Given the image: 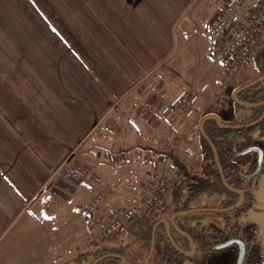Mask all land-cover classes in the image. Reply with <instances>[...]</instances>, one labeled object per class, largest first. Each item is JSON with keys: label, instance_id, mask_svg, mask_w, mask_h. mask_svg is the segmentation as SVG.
I'll use <instances>...</instances> for the list:
<instances>
[{"label": "crops", "instance_id": "obj_1", "mask_svg": "<svg viewBox=\"0 0 264 264\" xmlns=\"http://www.w3.org/2000/svg\"><path fill=\"white\" fill-rule=\"evenodd\" d=\"M204 1L0 0V264H63L91 251L80 206L92 190L124 206L154 169L171 165L170 149L201 158L200 123L221 93L215 112L234 120L233 90L258 72L254 63L232 74L227 63L210 61L207 32L221 7L210 0L203 30L210 67L197 74L185 68ZM161 70L176 73L171 87L208 84L192 117L152 113V102L135 93ZM130 116L139 121L131 130L124 123L113 136L108 129L113 157L96 165L93 184L62 203L67 213L44 214L56 201L43 191L66 162L102 124ZM137 228L130 223L107 246L133 242ZM136 246L141 259L145 247Z\"/></svg>", "mask_w": 264, "mask_h": 264}, {"label": "trees", "instance_id": "obj_2", "mask_svg": "<svg viewBox=\"0 0 264 264\" xmlns=\"http://www.w3.org/2000/svg\"><path fill=\"white\" fill-rule=\"evenodd\" d=\"M254 65L259 73L250 81L260 75H264V48L255 54ZM246 83H242L241 86ZM237 97L240 101L256 105H244L234 101L236 115L234 120L229 122V124L241 125L255 121L264 113V104H257L264 101V79L238 92ZM204 130L210 141L199 132V142L202 152L201 174L190 172L188 166L180 159L175 150L170 151L168 154L172 166L183 175H186L188 180L181 182L174 189L170 201L161 208L162 215L169 216L173 212L197 207H230L239 198L237 191L225 185L215 159L214 148L217 151L227 183L233 188L241 187L245 179L241 176L243 172L240 159L235 155L247 146L258 143V138L264 135V118L259 123L246 127L220 126L216 119L209 118L204 123ZM75 158L76 156L73 155L44 189L43 192L48 193L52 199L67 202L81 184V180H83L85 174L79 169L80 167ZM210 199L214 201L213 205L206 203ZM220 213L223 214L226 211H193L179 214L175 217V222L180 229L186 231L192 237L200 248L204 246L201 244L206 237L205 233H203L206 231V228L201 221L202 217L204 215ZM226 218L230 219L229 222L232 225L234 224L232 217L226 216ZM157 221V216H146L136 220L138 228L135 231L133 230L135 234L133 242L136 241L135 244L143 245L146 251L143 259L137 264H143L147 257L152 242L153 228ZM171 232L173 239L180 248L185 250L190 249L189 240L183 234L174 228H172ZM133 242L126 243L123 246L100 247L85 254L80 253L75 258L76 264H91L92 261L104 254L105 251L106 253H121L127 260L125 263L131 264L129 258L133 255L131 252ZM185 258L186 255L173 245L165 226L161 225L157 230L154 255L149 264H182ZM119 261V258L112 255L107 257L106 260L102 259L97 264H118Z\"/></svg>", "mask_w": 264, "mask_h": 264}, {"label": "built area", "instance_id": "obj_3", "mask_svg": "<svg viewBox=\"0 0 264 264\" xmlns=\"http://www.w3.org/2000/svg\"><path fill=\"white\" fill-rule=\"evenodd\" d=\"M210 1L221 5L208 28L210 61L227 63L230 73L235 74L251 65L255 54L264 48V0ZM207 88V83L180 88L160 107V114L192 117ZM224 99V94H219L215 105L222 106ZM187 180V176L179 171L162 166L150 173L124 206L110 204L103 193L94 194L80 206L89 234L88 247L105 245L121 236L130 223L146 216H156L167 203L177 182Z\"/></svg>", "mask_w": 264, "mask_h": 264}, {"label": "rangeland", "instance_id": "obj_4", "mask_svg": "<svg viewBox=\"0 0 264 264\" xmlns=\"http://www.w3.org/2000/svg\"><path fill=\"white\" fill-rule=\"evenodd\" d=\"M202 6L199 8V13L196 14V18L194 23L191 25L190 31L191 33V39L188 44V50L185 57V68L189 69V73L191 74H197L201 71H205V68L209 69V60H206V54H205V36H204V28L207 25V21L210 15V9H209V3L208 1H204V4H201ZM202 30V32H201ZM166 70V69H165ZM178 73V71H176ZM258 72V71H257ZM259 73V72H258ZM176 73H169L164 72V70L159 72L158 74L155 73V78L152 80L146 81V83H143L140 85L138 90L135 92L138 96L147 97L149 101L152 103L147 104L146 107L151 110L152 113L160 112V107L175 93L177 92L183 85L178 86L177 84L174 86H170V84L174 83V79L176 78L174 75ZM258 75V74H257ZM251 80V79H250ZM248 80V81H250ZM248 81H244L242 83H246ZM241 83V84H242ZM185 85V84H184ZM217 107H212V110L216 111ZM146 112V110L144 109ZM214 111V112H215ZM134 118V119H132ZM137 121V122H136ZM139 121L136 119V117H127L124 118L123 121L119 123L117 119H112L110 124H102L100 126L101 131L97 134H94L84 145L80 148L78 152V156H76L75 161L77 162L79 169L82 173L85 174L83 180H81L80 185H86V183L90 184L96 180V165L106 161L110 160V156L113 157L112 153L108 151L109 149L106 148V143H109L111 139H114V134L116 132H111V130L115 128L124 129V123L127 125V127L131 130L132 125H136ZM106 123V122H104ZM107 129V132H106ZM108 129L110 130V134H113V136H110L108 133ZM103 130V131H102ZM127 130V128H126ZM116 131V130H115ZM118 133V132H117ZM127 133V132H126ZM199 137V132H198ZM259 145H262L264 147V135L260 136L258 138ZM200 146V142H199ZM177 147V146H176ZM174 147L173 149H170L169 151H174L176 149ZM178 153V156L180 159L188 166V169L190 172L195 174H201L202 173V154L201 158L198 156V153L194 151L184 152L180 151L178 148L175 150ZM201 152V150H200ZM187 155L190 161L186 160L184 158V155ZM255 153L249 152L243 156L240 157V164L242 165L243 171H248L251 168V163L253 162ZM172 165V164H171ZM170 164H167L168 169H172V166ZM182 174V173H181ZM183 175V174H182ZM186 176V175H184ZM256 181L258 182V186L254 187L253 189H246L245 191V201L238 207V210L235 211L238 214L239 224L235 228H230L228 231L221 237L220 241H225L226 239H230L233 236H239L242 237L244 241H246L247 244H250L251 238L253 236L254 232L258 231V228L260 227V231L263 232L264 230V221H263V211L260 209H255L256 206L264 207V167L261 170V173L259 177H257ZM79 185V186H80ZM78 186V187H79ZM92 194L96 193H102L101 191H95L92 190ZM92 195V196H93ZM91 196V197H92ZM56 204H52L49 207L46 208L44 211V214L47 213H53L55 209L62 208L63 213H67L68 207L67 204L62 205V203H65L61 200H56ZM170 201V200H169ZM205 202V201H204ZM214 201L212 199L207 200L206 203L208 204H214ZM234 212V213H235ZM233 211H226V213L223 214H210L206 219L207 225L211 227H219L221 226V223H215V220H220L223 216H228L233 218ZM225 214V215H224ZM160 215V214H159ZM212 218V222L208 219ZM260 225V226H259ZM263 225V226H262ZM122 236V235H121ZM121 236L117 237L116 239L120 238ZM113 239L112 241H114ZM111 241V242H112ZM110 242L106 243L108 245ZM131 252L133 255L129 258L131 263L136 262L138 263V260H140L137 256V246L136 244H133L131 247ZM232 253L233 249L230 247H223L220 249H217L212 255L216 258L215 264H230L232 260ZM194 258L198 260H202L207 258L205 252L203 250L196 251L193 255ZM143 259V257H141ZM64 262V261H63ZM262 263V262H261ZM260 263V264H261ZM129 264V263H126Z\"/></svg>", "mask_w": 264, "mask_h": 264}, {"label": "flooded vegetation", "instance_id": "obj_5", "mask_svg": "<svg viewBox=\"0 0 264 264\" xmlns=\"http://www.w3.org/2000/svg\"><path fill=\"white\" fill-rule=\"evenodd\" d=\"M258 145H259V143H257ZM251 145H255V144H251ZM251 145H249V146H251ZM262 148H263V151H264V147L262 146V145H260ZM248 147V146H247ZM246 147V148H247ZM245 149V148H244ZM243 150V149H242ZM241 150V151H242ZM241 151H239V152H241ZM238 152V153H239ZM238 153H236V155L238 154ZM252 153H255V152H252ZM235 155V156H236ZM241 157V156H240ZM240 157H238L239 159H240ZM256 165H257V153H255V156H254V159H253V162L251 163V168H250V170H248V171H243V169H242V174H248V173H251V172H253L254 170H255V168H256ZM241 167H242V165H241ZM263 167H264V160H263V164H262V168L260 169V171H259V173L256 175V176H254L253 178H245V177H243L242 176V174H241V176H242V178H244L245 179V181L243 182V185L241 186V187H239V188H236V189H242L243 191H244V199H243V201H242V203L245 201V191H246V189H253L254 187H257L258 186V182L256 181V179H258L257 177H259V175H260V173H261V170L263 169ZM238 192V191H237ZM239 193V192H238ZM239 197H240V193H239ZM238 200H239V198H238ZM237 200V201H238ZM241 203V204H242ZM240 204V205H241ZM240 205H238L235 209H233V210H231V211H237L238 210V207L240 206ZM216 208H225V207H216ZM255 209H261L262 211H263V216H264V207L262 206V207H260V206H256L255 207ZM228 211H230V210H228ZM204 212H207V211H204ZM215 212H225V211H215ZM233 212V213H234ZM174 213V212H173ZM172 213V214H173ZM172 214H170L169 216H167V215H162L161 214V216L160 217H158V221H160L161 219H167V220H169L170 219V216L172 215ZM207 217H210V216H208V215H204L203 217H202V219H201V221L204 223V226H205V228H206V231H204L203 233H205V238L203 239V242H202V246L203 247H200L199 248V246L194 242V240H193V242L196 244V247H197V249H196V251H198V250H203L204 252H205V254L207 255L206 257L207 258H205V259H202V260H198V259H196V258H194L192 255L196 252H194L193 254H191V255H186V254H184L182 251V253L184 254V255H186V258L184 259V261H183V263L182 264H215V261H216V258L212 255L217 249H220V248H216V246L217 245H220V244H223V243H225L226 241H229V240H233V239H241L243 242H244V245H245V255H244V259H243V261H242V264H260L261 262V264H264V230H263V232L262 231H260V227L258 228V231L257 232H254L253 233V236H252V238H251V242H250V244H247L246 243V241H244L243 240V238L242 237H239V236H233V237H231L230 239H226L225 241H220V239H221V237L228 231V229H230V228H235V227H237L238 226V224H239V219H238V214L235 212L234 214H233V218L232 219H234L233 220V225L229 222V220L230 219H227L226 218V216H223V217H221V219L220 220H217V219H213V220H215V223H218V224H220L221 223V226H219V227H209L208 225H207V223H206V219H207ZM212 220V218L211 219H208V222L209 221H211ZM157 221V222H158ZM263 221H264V218H263ZM212 222V221H211ZM176 223V222H175ZM161 225H164L165 226V224L164 223H161L160 225H159V227L161 226ZM177 225V224H176ZM230 225V226H229ZM260 226V225H259ZM263 226V225H262ZM159 227H158V229H159ZM165 228H166V226H165ZM172 228H174V229H176L174 226H172V224L170 223V232H171V230H172ZM179 228V227H178ZM157 229V230H158ZM180 229V228H179ZM167 230V229H166ZM177 230V229H176ZM182 230V229H181ZM178 231V230H177ZM182 231H184V230H182ZM168 232V231H167ZM179 232V231H178ZM184 232H186V231H184ZM187 233V232H186ZM156 234H157V232H156ZM169 234V233H168ZM181 234H183V233H181ZM188 234V233H187ZM184 235V234H183ZM189 235V234H188ZM208 235V236H207ZM170 236V235H169ZM171 236H172V232H171ZM187 239H188V237L186 236V235H184ZM190 236V235H189ZM191 237V236H190ZM173 238V237H172ZM192 238V237H191ZM189 240V239H188ZM172 241V240H171ZM175 241V240H174ZM173 243V242H172ZM174 245V244H173ZM189 245H190V241H189ZM206 245V246H205ZM225 247H230V248H232L233 249V253H232V260H231V262H230V264H236V262H237V257H238V253H239V246H238V243H236V242H233L232 244H229L228 246H225ZM100 248V247H99ZM221 248H223V247H221ZM182 249V248H181ZM192 248H191V245H190V249H188V250H186V251H189V250H191ZM92 250H94V249H92ZM155 250V249H154ZM179 250V249H178ZM183 250H185V249H183ZM149 253V252H148ZM112 255H114V256H116L117 258H119L120 259V261H119V263L118 264H121L122 263V259H121V256H124V255H122L121 253H113V252H108V253H106V251L104 252V254H102V255H100L98 258H101L100 260H99V262L102 260V259H105L106 260V258L107 257H109V256H112ZM153 255H154V252H153ZM153 255H152V257H151V260H152V258H153ZM90 256V255H89ZM147 256H148V254H147ZM91 257H92V255H91ZM76 258V257H75ZM75 258L74 259H72V260H70V261H67V262H65V263H63V264H76V260H75ZM98 258H96L95 260H97ZM124 262L122 263V264H126L125 262L127 261L126 260V258H125V256H124ZM140 259V258H139ZM146 259H147V257H146ZM146 259H145V261H146ZM94 260V261H95ZM141 260V259H140ZM140 260H138V262L140 261ZM151 260L149 261V263L151 262ZM144 261V262H145ZM93 262V261H92ZM99 262H97V263H99ZM144 262H143V264H144ZM148 263V264H149ZM131 264H134V262H132ZM135 264H137L136 262H135Z\"/></svg>", "mask_w": 264, "mask_h": 264}, {"label": "water", "instance_id": "obj_6", "mask_svg": "<svg viewBox=\"0 0 264 264\" xmlns=\"http://www.w3.org/2000/svg\"><path fill=\"white\" fill-rule=\"evenodd\" d=\"M264 79V75H261L257 78H255L254 80L242 85V86H239V87H236L234 90H233V93H232V97H233V100L234 101H237V102H240L241 104H244V105H256L254 103H247V102H243V101H240L237 97V93L240 92V91H243L244 89L248 88L249 86L253 85L254 83L260 81ZM257 104H264V101H261ZM209 118H214L216 119V121L218 122V124L220 126H242V127H246V126H249V125H254V124H257L259 123L260 120H262L264 118V113L262 114L261 117H259L258 119H256L255 121L253 122H250V123H247V124H241V125H232V124H229V123H226L224 122L221 117L216 113V112H209L207 114H205V116L203 117L201 123H200V132L206 136V138L210 141V139L208 138V136L206 135L205 133V130H204V123L207 119ZM249 152H255L257 153V165H256V168L253 172L251 173H248V174H242L243 177L245 178H253L254 176H256L260 169L262 168V164H263V160H264V151H263V148L258 145V144H255V145H251V146H248L247 148L243 149L241 152H239L236 157H240V156H243ZM214 153H215V159H216V162H217V165L220 169V172L222 174V177H223V180L225 182V185L229 188H231L232 190L234 191H238L240 193V197H239V200L232 206L230 207H225V208H216V207H197V208H193V209H189V210H183V211H178V212H174L171 216H170V219L167 220V219H161L160 221H158L155 225H154V228H153V232H152V242H151V246H150V249H149V253H148V256H147V259L146 261L144 262V264H148L149 261L151 260V257L153 255V252H154V249H155V242H156V232H157V229L159 227V225L161 223H164L165 226H166V229L171 237V240L174 244V246L179 249L180 251H182L184 254L186 255H191L193 254L197 247H196V244L193 242L192 238L184 231H182L181 229L178 228V226L176 225L175 223V217L178 216L179 214H184V213H189V212H193V211H228V210H233L235 209L238 205H240L244 199V191L242 189H236V188H233L231 187L227 181H226V178L224 176V173H223V169L221 167V164H220V161L218 159V155H217V151L216 149L214 148ZM170 223L172 224V226H174L180 233H183L184 235H186L190 241V245H191V250L189 251H186V250H183L181 249L177 244L176 242L174 241V239L172 238L171 236V232H170ZM233 242H236L238 243V246H239V253H238V257H237V262L236 264H242V261L244 259V255H245V245H244V242L241 240V239H233V240H229V241H226L225 243L223 244H220V245H217L216 248H221V247H225V246H228L229 244H232ZM102 258V257H101ZM101 258H98L97 260L93 261L91 264H97V262H99V260ZM121 259H122V263L124 262V256H121ZM121 263V264H122Z\"/></svg>", "mask_w": 264, "mask_h": 264}]
</instances>
